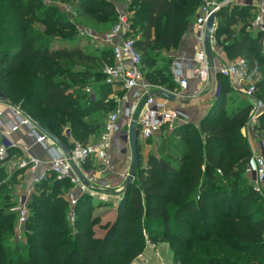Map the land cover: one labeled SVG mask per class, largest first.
<instances>
[{
    "label": "trees",
    "instance_id": "16d2710c",
    "mask_svg": "<svg viewBox=\"0 0 264 264\" xmlns=\"http://www.w3.org/2000/svg\"><path fill=\"white\" fill-rule=\"evenodd\" d=\"M124 1L82 0L81 8L98 23L110 24L118 20L117 4ZM201 1L128 0L131 28L138 32L143 53L142 71L150 83L179 90L171 73V51L181 48ZM251 8H222L215 35L219 41L225 37L229 59L246 60L264 100L262 35L248 29ZM37 23L45 29H36ZM75 28L68 15L41 0H0V92L69 149L74 140L86 144L99 137L103 118L91 115L112 112L118 101L110 96L126 93L103 82V63L113 59L110 50L102 49L95 58L79 47L53 48L63 41L60 37L70 43L67 36ZM90 61L101 69H77ZM218 76L220 93L210 110L198 124L188 121L171 132L163 130L158 153L146 165L137 142L139 164L113 222L101 224L91 217L92 197L84 194L72 227L66 197L72 183L48 172L31 193L24 240H19L16 175L1 179L0 264H130L144 252V232L154 244H170L175 264H264V201L248 172L252 110L245 97L227 105L233 91L229 79ZM253 131L264 133V111ZM13 151L0 160V178L6 177L2 166ZM98 225L103 236L96 233Z\"/></svg>",
    "mask_w": 264,
    "mask_h": 264
},
{
    "label": "built area",
    "instance_id": "2783aa9c",
    "mask_svg": "<svg viewBox=\"0 0 264 264\" xmlns=\"http://www.w3.org/2000/svg\"><path fill=\"white\" fill-rule=\"evenodd\" d=\"M231 5L232 0L203 1L193 23L194 38L198 47L194 53L188 54L180 51L178 55L173 56L171 73L179 86L178 93H172L145 79L142 71L143 53L137 46L139 36L135 38L129 36L131 21L117 6L118 21L111 29L104 33H94L91 29L82 32L83 35L98 40L104 49L111 51L113 59L103 63L102 69L105 76L103 82L126 91L122 97L115 94L110 96V98H115L118 101V107L106 117L104 130L98 140L86 144L74 140L72 148L68 152H64L24 113L20 105L6 102V107L13 118L11 121H6L4 110L0 108V128L6 127L7 129V132L0 130L3 139L0 144V160L9 156L10 149L17 148V145L9 140L8 135L19 127L25 126L28 130L27 135L34 143L43 144L45 149L50 151L49 172L57 179H69L71 181L72 186L66 194L69 202L68 220L75 222V207L82 195L95 196L99 190L107 192L110 189L107 179H101L91 174L87 170L89 169L88 165L99 163L101 174H114L112 150L116 153H122L126 146H131L130 128L133 122H136L137 138L147 141L159 138L163 130L171 132L177 124L191 121L190 115L182 107H179L181 103L168 98H158L161 95H152L151 93L156 90H164L175 94L180 99L192 100L200 97L208 84L212 83L211 68L204 42L206 25L212 14H216V17L210 36L211 48L218 42L215 31L217 14L222 8L229 6L232 8L237 5L255 7L252 26L262 35V51L264 53V0H243L241 3ZM73 16L74 14L71 12V19ZM218 73L231 80L233 89L247 99L252 110L248 127L253 133V127L259 122V115L264 111V100L258 95L257 84L250 76L246 60L242 57L230 60L219 68ZM191 80L197 83L193 89ZM91 89L90 86L85 88L89 94H92ZM130 91H133L132 101L128 95ZM121 116L126 118L125 127L120 124ZM26 155L27 157H21L16 165L18 169L31 172L34 181L33 188L17 201V206L14 208L18 213L16 236L19 240H24L31 193L34 191L35 184L42 181L47 173L41 171L44 159L37 157L32 152L31 147L26 148ZM248 172L255 190L264 201V154L252 155ZM129 175L130 167L119 174L121 183L116 187L119 192H123L124 183ZM101 197L106 198L108 194L102 193Z\"/></svg>",
    "mask_w": 264,
    "mask_h": 264
},
{
    "label": "rangeland",
    "instance_id": "374dc122",
    "mask_svg": "<svg viewBox=\"0 0 264 264\" xmlns=\"http://www.w3.org/2000/svg\"><path fill=\"white\" fill-rule=\"evenodd\" d=\"M45 5L52 6V7H57L59 8L64 14L68 15V17L71 19V12H73L74 16L71 19V22L74 24L75 31H71L67 37H70L69 39L71 40L70 43L65 42V38H59L62 39V42H55L53 45V48H57L60 46L65 45L66 47L72 48V47H79L81 50H83L85 53H89L95 57L97 53L101 52L103 48L102 45L98 43V40L87 36L83 35L82 32L88 31V30H93L94 33H104L108 31L113 25L117 23V21L106 24V23H98L96 20L88 17L86 14L83 13V10L81 8L82 0H41ZM204 0L201 1L199 8L201 7L202 3ZM224 1V0H220ZM243 0H232V5L241 3ZM231 5V6H232ZM118 6V5H117ZM129 3L128 1L122 2V7H120V10L124 12L126 15L127 19H130V17L133 15V12L128 10ZM230 7V6H229ZM69 9L70 11H68ZM255 7H252L250 9V12L252 14V17L248 20L249 25H252L253 22V16L255 13ZM199 10V9H198ZM132 25V21L130 22ZM36 29L43 31L45 27L42 24H36ZM238 30V28H235ZM131 37L135 38L138 36V32H135V29L131 28ZM73 37V38H72ZM57 39V38H56ZM220 46L221 48L225 47V37L220 38ZM100 54V53H99ZM96 58V57H95ZM161 59V58H160ZM100 63V62H98ZM160 64V62H159ZM163 65L162 63L160 66ZM94 69V70H100V66L93 63V62H87L81 66H78L77 69ZM255 83L257 84V80L254 79ZM97 83L94 84V87L98 86L100 82L98 80L96 81ZM93 83V80L89 81L87 84L91 85ZM93 86V85H92ZM231 86V85H230ZM87 87V86H86ZM89 87V86H88ZM179 90H173L171 91L172 93H178ZM230 92L228 94V99H227V105L233 106L235 103H239L240 101H246L244 96L240 93L235 92ZM122 97V96H118ZM236 101V102H235ZM248 103V102H247ZM117 107L114 109L116 110ZM113 110V111H114ZM109 111V110H108ZM108 111H103L99 110L97 112H94L91 116L93 119L102 117L103 118V123L105 122V119L107 117ZM110 112V111H109ZM97 116V117H96ZM261 135L264 136V133H261ZM260 135V136H261ZM98 136H92L89 140V142H96L98 140ZM81 142V141H80ZM88 142V143H89ZM161 144V138L152 140L151 142H146L142 140H138V146L139 148V154H140V159L142 160V164L146 165V162H148L149 158L152 155H157L158 153V147ZM123 154H127L125 157L127 158V162L129 164V167L131 166L132 162V151H131V146H127ZM5 168V175L6 177H1V179H8L14 177V174L16 175L15 180H13V183H15L14 188H17V185L21 183L22 178L19 177L18 172H16L15 168L12 169L13 167H10L8 163H5L4 166ZM21 174H23L22 171H20ZM49 177H53L52 174L48 175ZM126 183V182H125ZM124 183V187H125ZM113 191L108 193L106 191L99 190L98 193L95 196L92 197V205H90V216L98 218L100 220L101 224H106L108 222H113L116 218L119 205L122 202V199L124 197V190L123 192H119L116 188L112 189ZM109 191V190H108ZM102 193H107L108 197L102 198ZM15 197H16V193ZM69 221V220H68ZM69 224L72 227H75V222L69 221ZM96 233L98 236H103L105 234V231L100 228V225L96 226L95 228ZM145 237H146V246L144 249V252L140 254L138 257H136L130 264H175L173 260V250L171 249V246L169 243H159V244H154L150 242L148 239L146 233L144 232Z\"/></svg>",
    "mask_w": 264,
    "mask_h": 264
},
{
    "label": "crops",
    "instance_id": "0c3cea01",
    "mask_svg": "<svg viewBox=\"0 0 264 264\" xmlns=\"http://www.w3.org/2000/svg\"><path fill=\"white\" fill-rule=\"evenodd\" d=\"M119 7H122V2L117 4ZM253 23V22H252ZM249 31L253 34H259V32L256 31V29L251 25L248 27ZM194 26L189 31L185 41L183 42L181 48L176 51H171V56H176L180 53V51H183L185 53L191 54L194 53L198 45L195 42L194 38ZM220 41L218 40L217 44L214 45L212 48V60H213V69L215 73V78L213 74L211 73V82L208 84L205 92L198 98L195 99H187L189 101L188 103H181L179 104V107H182L189 115L191 121L195 122L196 124L199 123V119L202 118L208 110L213 106L215 102L216 92L217 89L220 90V79L218 80V71L219 68L229 62L231 59L228 58V55H226L224 48H221ZM210 64V63H209ZM211 68V67H210ZM211 70V69H210ZM191 87L192 89L197 84L195 81L191 80ZM213 81H215V89L212 90L213 87ZM231 89L232 87V81L229 80ZM122 90V89H120ZM235 91V90H234ZM215 92V93H214ZM236 92V91H235ZM212 93L213 96H212ZM239 93V92H237ZM125 95V94H124ZM130 97V101L133 100L132 95L133 91H130L128 93ZM158 98H165V96H161ZM186 101V100H185ZM0 108L4 110V118L6 121L12 120V114L6 107V101H3L0 99ZM120 124L125 127L126 125V118L121 116L120 117ZM1 131L7 132L6 127L0 128ZM27 128L25 126L19 127L15 131H13L10 135H8V138L11 142L15 143L17 145V148L13 149V154L10 156L9 160L6 162L10 165V167L15 168L16 171H18L17 168V162L21 157H27L26 155V148L31 147L32 152L39 157L40 159H44V163L41 165V171L43 172H49V157H50V151L45 149V146L43 144L34 143V141L27 135ZM248 138L249 143L252 149V155L253 154H264V136L261 135V132H253L251 133L250 130H248ZM261 135V136H260ZM0 134V144L2 143L3 139ZM127 147V146H126ZM112 162L114 164V174H101V169L99 163L91 164V167L89 166V169H87L91 174L96 175L98 178H106L108 181V184L110 185L108 193L112 192V189H115L120 183L121 180L118 177L119 174L129 169V164L127 162V158L125 157L127 154L122 153H116L112 150ZM46 173V174H47ZM19 177L22 178V181L20 184L17 185V188L14 190L16 193V201L21 199V197L28 193L33 188V181L34 176L31 172L24 170L23 174H19Z\"/></svg>",
    "mask_w": 264,
    "mask_h": 264
},
{
    "label": "water",
    "instance_id": "95a60500",
    "mask_svg": "<svg viewBox=\"0 0 264 264\" xmlns=\"http://www.w3.org/2000/svg\"><path fill=\"white\" fill-rule=\"evenodd\" d=\"M215 17H216V14H212L209 17L207 25H206L205 38H204L205 47H206V51H207V55H208V59H209L210 67H211V73L213 74V76L215 75V73H214V69H213L212 48H211V44H210V36H211L212 29H213ZM214 78H215V76H214ZM214 89H215V81H213L212 90L214 91ZM219 93H220V90L217 89L216 96H218ZM151 94L152 95L165 96L166 98H168L172 101H175V102H179V103H188L189 102L187 100L185 101V99H180L175 94L169 93V92L164 91V90H156V91H153ZM0 99L3 101H6L5 97L3 96V94L1 92H0ZM33 122L48 137H50L54 141V143L57 144L64 152L69 151V148L65 145V143L62 140H60L57 136H55L51 132L44 129L42 126H40L35 121H33ZM137 142H138V138H137V132H136V122H133L131 125V128H130V144H131V151H132V162H131V166H130V175H129L128 179L126 180V183H125L124 193L128 189V187L130 186V184L132 183L134 176L136 174L138 164H139Z\"/></svg>",
    "mask_w": 264,
    "mask_h": 264
}]
</instances>
